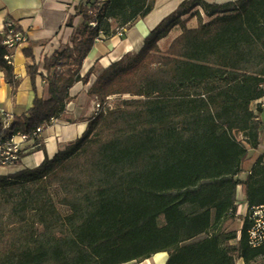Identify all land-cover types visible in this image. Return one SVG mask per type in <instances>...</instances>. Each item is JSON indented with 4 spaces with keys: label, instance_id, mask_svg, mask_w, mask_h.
Masks as SVG:
<instances>
[{
    "label": "trees",
    "instance_id": "obj_1",
    "mask_svg": "<svg viewBox=\"0 0 264 264\" xmlns=\"http://www.w3.org/2000/svg\"><path fill=\"white\" fill-rule=\"evenodd\" d=\"M84 2L71 45L27 67L34 91L41 76L48 97L36 95L7 130L0 121V141L70 121V91L93 75L88 94L101 110L52 159L0 175V264H128L162 252L166 264L264 261V246L248 243L253 208L264 205V153L239 179L260 146L251 103L264 97V0H186L138 53L82 75L97 40L155 7V0ZM194 17L199 24L189 28ZM175 28L180 34L161 43ZM4 41L0 33V68L15 98L20 82ZM24 53L33 58L30 48ZM239 186L248 214L240 232L227 231L239 219Z\"/></svg>",
    "mask_w": 264,
    "mask_h": 264
},
{
    "label": "crops",
    "instance_id": "obj_2",
    "mask_svg": "<svg viewBox=\"0 0 264 264\" xmlns=\"http://www.w3.org/2000/svg\"><path fill=\"white\" fill-rule=\"evenodd\" d=\"M83 2L86 0H82ZM186 0H155L153 11L144 19L134 23L125 34H118L110 39L96 41L94 48L86 58L82 75H85L94 65L107 68L119 61L128 53H138L144 46V41L150 32L166 17L173 14ZM209 4H225L237 0H202ZM77 6L71 5L67 0H0V33L4 31V21L10 18L16 28L24 33L28 41L11 50L12 64L16 78L20 86L15 98L11 96V87L6 83L4 73L0 68V121L3 115L12 117L27 114L32 108L36 95L47 98V86L41 76L35 79L36 92L33 82L28 74L27 67L32 64H42L45 58L52 56L57 51H63L71 45L74 27L82 23V17L76 16ZM74 17L73 27L68 26L70 19ZM198 19L192 18L188 22L189 28L198 26ZM180 34V29L175 28L169 37L161 43L172 41ZM121 35V36H120ZM30 48L33 58H28L24 50ZM93 75L90 82L85 85L77 83L70 91L71 101L66 108V116L70 121L56 119L42 133L40 146L33 154L23 158L19 169H34L46 158L52 159L60 150L81 138L87 131L88 121L95 116V97H91L88 91L95 82ZM260 108V112H258ZM251 109L261 121L260 146L258 150L249 151L248 165H245L243 173L239 175L241 181H246L251 173L256 159L264 153V97L251 103ZM7 175V174H6ZM238 216L243 219L248 214V203L243 188H237ZM168 253H158L151 258L139 263L166 264ZM131 262L128 264H133ZM237 264H245L238 260Z\"/></svg>",
    "mask_w": 264,
    "mask_h": 264
},
{
    "label": "built area",
    "instance_id": "obj_3",
    "mask_svg": "<svg viewBox=\"0 0 264 264\" xmlns=\"http://www.w3.org/2000/svg\"><path fill=\"white\" fill-rule=\"evenodd\" d=\"M67 2L71 5H76L77 7L83 3L81 0H67ZM2 33L5 35L4 43L10 50L28 41L27 36L17 30L15 23L10 18L5 19L4 31ZM122 33L123 31L118 34ZM103 38L104 37L102 36L101 39ZM5 59L9 64H12L11 55L6 56ZM94 110L95 115L101 110V106L96 98L94 102ZM0 113L3 114V110L0 109ZM13 118L14 117L9 115H3L1 120L3 130H7L10 127ZM54 122L55 120H52L48 126L52 125ZM48 126L41 125L32 134H18L12 136L6 141H0V168H14L21 164L24 157L33 154L40 146L42 133ZM250 220L251 225L248 230V243L252 248L262 247L264 246V205L253 208Z\"/></svg>",
    "mask_w": 264,
    "mask_h": 264
},
{
    "label": "rangeland",
    "instance_id": "obj_4",
    "mask_svg": "<svg viewBox=\"0 0 264 264\" xmlns=\"http://www.w3.org/2000/svg\"><path fill=\"white\" fill-rule=\"evenodd\" d=\"M125 31L126 30H124L123 31V34H125ZM121 36V35H120ZM98 68H103V66H98ZM237 137L240 139L241 138V135H237ZM248 161H247V163H246V165H248ZM19 165H17L16 167H14V168H0V175H9V174H14V173H16V172H18L17 171V169H19ZM60 209H61V211H62V213H64V214H66L67 213V211H66V209L65 208H63V207H60ZM159 222L160 223H162L163 222V218L162 217H160L159 218ZM242 221L241 220H236L235 222H229L227 225H226V227H227V231H238V232H240V230H241V228H242ZM133 264H139V263H133ZM252 264H264V261H262V260H259V261H257V262H255V263H252Z\"/></svg>",
    "mask_w": 264,
    "mask_h": 264
},
{
    "label": "bare ground",
    "instance_id": "obj_5",
    "mask_svg": "<svg viewBox=\"0 0 264 264\" xmlns=\"http://www.w3.org/2000/svg\"><path fill=\"white\" fill-rule=\"evenodd\" d=\"M106 66L108 65L109 66V62L106 60L105 63H104ZM144 264H149L148 262H145Z\"/></svg>",
    "mask_w": 264,
    "mask_h": 264
}]
</instances>
